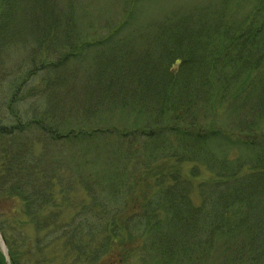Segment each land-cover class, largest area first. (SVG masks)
I'll return each mask as SVG.
<instances>
[{
	"label": "trees",
	"instance_id": "16d2710c",
	"mask_svg": "<svg viewBox=\"0 0 264 264\" xmlns=\"http://www.w3.org/2000/svg\"><path fill=\"white\" fill-rule=\"evenodd\" d=\"M141 2L101 22L92 2L0 0V139L39 133L110 169L104 191L86 183L90 205L60 218L59 160L13 151L0 200H23L79 263L264 264V0L178 4L149 26ZM129 165L151 187L141 201L124 196Z\"/></svg>",
	"mask_w": 264,
	"mask_h": 264
},
{
	"label": "rangeland",
	"instance_id": "374dc122",
	"mask_svg": "<svg viewBox=\"0 0 264 264\" xmlns=\"http://www.w3.org/2000/svg\"><path fill=\"white\" fill-rule=\"evenodd\" d=\"M61 1L63 3L65 0ZM200 1L203 0H153L151 2L150 0H144V2H141L138 6L137 24H148L147 26H149L150 18L162 15L165 10L171 9L178 4L191 5ZM78 2L81 9H88L90 7V3L92 2L91 10L95 13H99L97 16L100 18L101 22L104 21V17H106V19H110V17L115 20L121 19V13L125 8L124 0H78ZM5 90L6 87L4 90H0V121L2 124L8 122L3 119L7 112L3 101ZM225 107H227L226 104H224V108ZM234 112H227V114L222 117V122L227 121L231 124ZM29 135V139L26 137V134H23V137L18 140L10 139L8 137H5L6 139L1 138L0 164L3 162L2 160H4L3 156H12L13 154L10 153L17 150L22 151L20 154L23 156L25 153H31V155L33 154V158H37L40 155L45 154L47 156L46 160L48 158V161L59 160L57 171L50 175L54 177V188L56 194H58V201L62 202L61 209L63 211H60V218L74 212L75 209L73 210L70 206L71 201L79 202L78 211L83 205H90L92 202V196L89 192L92 193L93 190H90L86 186V183L90 186L94 185L95 188H98L99 190L101 189V191L105 190L106 186L101 182H98L99 180L103 181V179L107 177L106 175L110 173V169L104 164V158H100L101 160L98 161H93L94 155L89 154V159H79L78 157L72 156L71 147L67 144L61 148L54 149L53 147L55 146H50V144L46 143L39 133ZM219 148H222V146ZM217 151L221 152L218 149ZM190 167L191 165H186L185 171H188ZM208 175H210L208 172L202 173L195 182L199 183V180ZM120 178L121 180L124 178L121 185L125 193L124 196L128 202H131L136 197L141 201L149 189L152 192L151 187L146 188L147 186L145 184L142 187L143 183L141 180H143V178L141 177V173L136 169L134 170L131 165H129L126 177L124 175V177L121 176ZM197 191L194 194L195 200H198ZM64 195L68 196L67 198L69 200L63 202L62 199ZM24 205L25 203L23 200L12 201L8 198H1L0 200V251L5 257L6 264H12L10 248L20 260L21 264H85L82 262L79 263V261H74V257L76 255L75 253L72 254L73 258L66 253V248L63 242L60 239V241L56 240V234L55 237L47 238L46 235L52 229L54 230L55 226L47 230H38L36 225L32 222L30 214L27 212ZM50 209L51 208L49 207L48 211ZM59 210L60 209H52L49 213H53L51 216H55ZM47 213L48 212H45V214ZM40 218L43 221L45 220L43 212L40 213ZM80 231H82V229ZM85 234H88V230L86 228L81 232V235ZM2 237L6 243L5 249L3 247ZM124 238L128 239L129 237L125 234ZM124 247L128 246L125 245ZM70 248H73V246L71 245ZM133 254V251H128L129 256H133ZM131 261L132 263L130 264H142L139 261V258L136 257L131 259ZM150 264H152V262H150Z\"/></svg>",
	"mask_w": 264,
	"mask_h": 264
},
{
	"label": "water",
	"instance_id": "95a60500",
	"mask_svg": "<svg viewBox=\"0 0 264 264\" xmlns=\"http://www.w3.org/2000/svg\"><path fill=\"white\" fill-rule=\"evenodd\" d=\"M3 238V237H2ZM5 240H4V238H3V247H4V249H5Z\"/></svg>",
	"mask_w": 264,
	"mask_h": 264
}]
</instances>
